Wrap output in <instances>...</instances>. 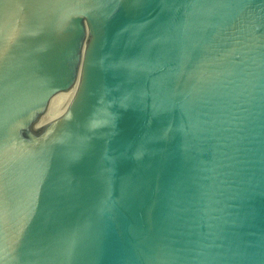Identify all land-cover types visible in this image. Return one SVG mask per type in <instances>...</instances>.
I'll use <instances>...</instances> for the list:
<instances>
[{
  "label": "water",
  "instance_id": "95a60500",
  "mask_svg": "<svg viewBox=\"0 0 264 264\" xmlns=\"http://www.w3.org/2000/svg\"><path fill=\"white\" fill-rule=\"evenodd\" d=\"M0 264H264V0H0Z\"/></svg>",
  "mask_w": 264,
  "mask_h": 264
}]
</instances>
